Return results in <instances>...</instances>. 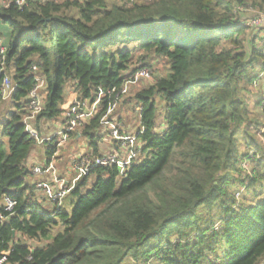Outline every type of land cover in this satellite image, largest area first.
<instances>
[{"label":"trees","instance_id":"16d2710c","mask_svg":"<svg viewBox=\"0 0 264 264\" xmlns=\"http://www.w3.org/2000/svg\"><path fill=\"white\" fill-rule=\"evenodd\" d=\"M244 5L264 12V0H29L0 9L11 29L5 72L16 86L1 129L9 149L0 141V213L4 196L16 204L0 221V264H255L264 255V117L260 98L254 109L247 99L264 72V29L249 37ZM153 58L166 60V73L151 68L152 83L118 95ZM33 64L46 83L39 138V122L62 114L71 81L80 104L100 98L78 130L91 157L101 154L112 105L132 102L138 117L140 147L125 175L117 165L89 167L68 184L70 210L63 201L46 210L25 180L38 144L22 122ZM155 95L165 103L160 129ZM56 149L48 144L47 161ZM253 184L261 197L244 204L236 194Z\"/></svg>","mask_w":264,"mask_h":264},{"label":"built area","instance_id":"2783aa9c","mask_svg":"<svg viewBox=\"0 0 264 264\" xmlns=\"http://www.w3.org/2000/svg\"><path fill=\"white\" fill-rule=\"evenodd\" d=\"M29 0H1L0 9L2 7H8L13 5L14 7H21L25 5ZM31 1H39L44 2L46 0H31ZM244 7H239L238 10L242 11ZM246 10V9H245ZM243 24L246 27L248 32L252 30L264 29V13L258 12L251 17H247L243 19ZM7 47L3 44L2 39L0 38V73H2L1 85H0V97L1 100L5 101L12 97V94L16 88L15 84L11 81L10 76L5 72V58H6ZM30 77L33 78V85L29 89L26 98L24 100L25 114L23 116L22 122L24 124L26 132L36 138L38 143L41 142H53L58 149L59 145L66 142L68 139V134L70 132H75L82 125L83 118H87L91 116V114L95 111L100 98H97L94 102L89 105L86 103L80 104L79 102L73 100L70 107L64 112L63 116V127L53 133L48 135L47 137L39 138L34 132L31 124L35 121L37 115L42 111L44 105V97H45V79L38 73V66L33 64L30 68ZM153 78L152 69L146 66H137L132 69L128 76L126 77V81L124 82L121 92L118 94L127 93L128 86L131 84H138L139 81H148ZM252 85L254 87H260L261 90V98L259 103V108L261 110L264 109V74L260 75L257 79L253 80ZM258 89V88H257ZM117 104V103H116ZM116 105H112L110 107L105 116V123L107 117L114 109ZM89 108V109H88ZM121 123L116 119L114 122H111L108 128L109 136L115 141L125 146L128 150L127 155L123 158L121 154L113 151L106 154H100L96 157H91L89 153H83L78 155L74 159V167L77 170V179L86 174L89 167L96 165H117L120 170L121 175H125V170L130 164L131 160L135 157L137 149L135 147V136H128L127 134L122 132ZM57 139V141H56ZM56 149V151H57ZM55 151V152H56ZM55 153L51 156L50 161H48V167L53 170L52 159L54 158ZM35 191L40 192L43 197H45L52 204L59 206L63 201L64 197L68 194L70 190V186L63 179L56 176L53 172L51 183L46 182H36L34 186ZM3 211L7 213V215H11L14 212V207L16 201L9 197L4 196L2 198ZM7 215L3 216L0 213V221L7 217ZM5 255L0 257V263L4 261Z\"/></svg>","mask_w":264,"mask_h":264},{"label":"crops","instance_id":"0c3cea01","mask_svg":"<svg viewBox=\"0 0 264 264\" xmlns=\"http://www.w3.org/2000/svg\"><path fill=\"white\" fill-rule=\"evenodd\" d=\"M0 2H1V0H0ZM6 33L8 34L7 38H5V37L3 38L2 36H0V38L2 39L3 44L5 42L4 45L7 47L9 40H10V34H11L10 27ZM0 35H1V33H0ZM136 85H138V84H136ZM130 86H133V84H131ZM130 86H128L127 93L131 92V91H129ZM65 90L67 92V100L63 101L62 102L63 105H62V107H60V109L62 110V114L60 116L54 118V119L41 120L39 122L38 132L40 133L41 138L47 137L48 135L56 133L57 131H59L63 127L64 112L70 107L72 101L75 99L74 82L71 81ZM120 101H122V99ZM119 103H118L119 106L120 105L124 106L123 102L121 104H119ZM86 104H88V103H86ZM11 106L13 109L12 102H11ZM129 111L133 112L131 109L127 108V105H126V109L122 110L119 107L117 114H114V110H113L107 117H105L106 122L100 126V135L102 136V138L99 142V152L101 154H106V153L115 151V152L123 155L122 156L123 158H125V156L127 155L128 150L126 149V147L121 145L118 142H115L109 136L107 131H108L110 123L114 122L118 118L119 119L118 121L121 123L122 132L127 134L128 136H135V133L139 127V121H138L136 111H134V114H132V118L129 117L130 116ZM88 117H90V116H88ZM88 117L83 118L82 121H84L85 119H88ZM130 120H133V122L130 123ZM33 123H35V121ZM33 123L31 124V127L34 129ZM162 127H163V125L161 123L160 127L158 129H160ZM78 130L79 129H77L75 132H70L68 134V139L66 140V142L59 145V147H60V146H66L67 144H70V147H69V150L64 149V151H63L64 159L63 160L59 158L60 154L62 152L59 153V157L56 160H55V158L52 159L53 170L48 167L47 157L45 158V162L42 165L39 161L40 159L38 158V150L37 149L36 150L31 149L32 151L30 150V153H29L27 160H26V163H25L26 167L28 169V174L25 176V180L31 184H36V182H39V181L51 183L52 175L54 172V174L56 176L63 179L64 182H66L67 184H69V183L73 184L77 180V176H78L77 170L74 167V159L78 155L89 152V147H88L87 141L83 136L80 135ZM73 133H76V134H73ZM3 137H5V136H3ZM72 140H74V143L72 142ZM7 141H8V139H7V137H5V139L2 141L3 146L8 145ZM56 141H57V139H56ZM42 143H46V145L49 144V142H46V141L38 143V144H42ZM35 146L38 147L37 144ZM135 147L138 151V148L140 147V142H138L137 139H135ZM64 148H66V147H64ZM45 156H46V154H45ZM135 157H136V155H135ZM33 198L37 199L40 202H43V206L46 208V210L50 211L52 209V207H53L52 203L50 201H48L45 197H43L40 192L35 191V189L33 191Z\"/></svg>","mask_w":264,"mask_h":264},{"label":"rangeland","instance_id":"374dc122","mask_svg":"<svg viewBox=\"0 0 264 264\" xmlns=\"http://www.w3.org/2000/svg\"><path fill=\"white\" fill-rule=\"evenodd\" d=\"M244 6H245L244 9L242 11H239L240 12L239 15L242 17V19H244V17L245 18L251 17L252 15L257 14L258 12L264 13V12H262V11L256 9V8L252 7L251 5H244ZM240 7H242V6H240ZM71 12L74 15H77V13H78L76 9H72ZM8 30H9V26L7 24L3 23L0 20V33H1L0 36H2L3 38L4 37L7 38L8 34L6 32ZM249 33H250V35L248 34L249 37H251L252 35H259V31H257V30H252ZM260 35H263L264 36V33L261 32ZM4 44H5V42H4ZM135 53H136L135 55L139 54L138 51H136ZM134 61H135V65L137 66V63H139V62L137 61V59H134ZM150 63L152 64V66L150 68H152L153 71L155 70L156 73H157V75H160V74L163 75V74H165L166 71H167V69H168L167 62H166V60L164 58H153ZM263 74H264V72H263ZM263 74H261V75H263ZM150 83H152V79L151 80L149 79L148 81H139L138 82V85H136L134 83L133 84L134 87L133 86H130V90L129 91L133 92V90L135 88L144 87V86L149 85ZM259 90H261L260 87H254V86H252L251 92L248 94L247 99L249 100V105L252 107V109H254L253 108V105L256 102V99L259 100V98H261V91H259ZM130 93H127V95L130 94ZM64 97H65L64 98V101H66L67 100V92H66V90H65V93H64ZM154 99H155V102L157 104L156 119H157L159 125L161 123L163 125L164 124L163 123V121H164L163 120V117H164V114H165V109H164L165 108V103L162 101V99L160 98L159 95H155L154 96ZM11 102H12V99L11 98H9L8 100H5V101L1 100V102H0V141L1 142L5 139V137H3L2 136V133H1L2 126L5 123V121L7 120V118L9 117V115L13 112V109H12V106H11ZM132 104H133L132 102L129 103L127 105V108L131 109ZM62 105L63 104L61 103L60 104V107H62ZM116 105L119 106L118 104H116ZM119 107L122 110L123 109H126V104L124 106H119ZM257 110L261 114V117L262 116L264 117V113H262L264 111H262L260 108H257ZM129 114H130L129 117L132 118V114H134V112L129 111ZM132 122H133V120H130V123H132ZM263 122H264V118H263ZM72 142L74 143V140H72ZM37 145H38V147L37 146H34L32 148V150H36V149L38 150V158L40 159L39 160L40 163L43 165L44 162H45V158H46V156H45L46 153L45 152H46V149H47V146L48 145H46V143L37 144ZM64 147H66V148H64ZM69 147H70V144H67L66 146H60L58 148V150L55 152V155H56L54 157L55 160L59 157V153L60 152H62V153L60 154V157L59 158L63 160L64 159V153H63V151H64V149H68L69 150ZM8 149H9L8 148V145H4L5 152L8 153ZM242 166L243 167H246L247 165L245 164V162L244 163L242 162ZM95 179H96V177L94 175H91V176L88 177L87 182H86L85 187H84V191H87L88 189L91 188L92 184L95 182ZM261 191H262V188L259 187L258 184H253L249 188H246V189L238 192L236 194V196L239 199L244 200L243 201L244 204L256 203V202L259 201V199H260L259 197H261V195L260 196H257L256 194H258ZM70 202H71V199H70L69 196H67L65 198V200H64V208L66 210H70V206H71ZM206 215H207V212H204L202 214V216H206ZM57 231H58V229H54L51 232L50 237H53L57 233ZM171 238H172V241L175 242V239H176L175 235H173ZM123 264H135V263L131 260V258H128V259L125 260V262ZM149 264H160V263L157 262V261H155L153 259V260H151V262H149ZM255 264H264V255H262Z\"/></svg>","mask_w":264,"mask_h":264}]
</instances>
